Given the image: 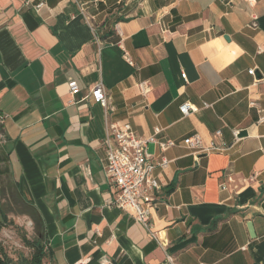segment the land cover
<instances>
[{
  "label": "crops",
  "instance_id": "1",
  "mask_svg": "<svg viewBox=\"0 0 264 264\" xmlns=\"http://www.w3.org/2000/svg\"><path fill=\"white\" fill-rule=\"evenodd\" d=\"M38 1L0 0V177L36 222L42 264H264V0ZM109 122L174 142L147 144L168 160L158 239L110 204ZM195 134L226 148L197 152Z\"/></svg>",
  "mask_w": 264,
  "mask_h": 264
},
{
  "label": "built area",
  "instance_id": "2",
  "mask_svg": "<svg viewBox=\"0 0 264 264\" xmlns=\"http://www.w3.org/2000/svg\"><path fill=\"white\" fill-rule=\"evenodd\" d=\"M45 6L44 0H39L34 6L35 11H39ZM129 63H132L126 57ZM250 74L253 69L248 70ZM185 78V74H181ZM143 91H147L144 84H140ZM68 89L71 95L79 92V86L75 80L68 82ZM94 103H98L103 107H107L108 98L106 96L102 82H97L90 93ZM205 107L208 104H204ZM182 115L186 116L189 113L197 110V108L186 101L179 106ZM160 131V128H154V134L149 137H143L136 134L128 123L117 124L109 122L107 124V136L104 140L106 146V163L104 165L105 174L115 190V197L111 201V205L121 210H129L137 222L147 231L149 236L158 239V232L154 231L151 222V211L155 206L156 196L159 192V185L154 176L156 166L165 167L168 160L162 159L160 162L153 163L150 160L147 144L157 143L161 148L174 145V142L169 140L166 142H158L155 134ZM220 134V130L216 132ZM184 144L189 148L200 151L225 150L224 147H205L202 144L198 134L187 137L183 140ZM161 245H165L161 243ZM168 261L173 263L170 255H167ZM73 264H86L85 260H79Z\"/></svg>",
  "mask_w": 264,
  "mask_h": 264
},
{
  "label": "rangeland",
  "instance_id": "3",
  "mask_svg": "<svg viewBox=\"0 0 264 264\" xmlns=\"http://www.w3.org/2000/svg\"><path fill=\"white\" fill-rule=\"evenodd\" d=\"M2 137H0V145ZM0 199L8 223L0 229V248L12 263L30 258L33 250L25 241L33 242L38 237L35 220L24 215L27 207L16 198L7 177H0Z\"/></svg>",
  "mask_w": 264,
  "mask_h": 264
},
{
  "label": "trees",
  "instance_id": "4",
  "mask_svg": "<svg viewBox=\"0 0 264 264\" xmlns=\"http://www.w3.org/2000/svg\"><path fill=\"white\" fill-rule=\"evenodd\" d=\"M6 217L7 216L5 210L3 209V204L1 203L0 200V229L1 227L5 226L8 223ZM25 243L27 246H30L33 250L30 258L28 259L24 258L21 262L12 263V261L5 256V253L0 250L1 254H3V256H0V264H42V258L44 252H43V246L41 245L39 238L38 237L35 238L33 242L26 240Z\"/></svg>",
  "mask_w": 264,
  "mask_h": 264
},
{
  "label": "water",
  "instance_id": "5",
  "mask_svg": "<svg viewBox=\"0 0 264 264\" xmlns=\"http://www.w3.org/2000/svg\"><path fill=\"white\" fill-rule=\"evenodd\" d=\"M244 135H246V131H244V130H242V131H240V132L238 133V136H239V137H240V136H244ZM247 227H248V229H249V233H250V235H252L251 224H250V223H247Z\"/></svg>",
  "mask_w": 264,
  "mask_h": 264
}]
</instances>
